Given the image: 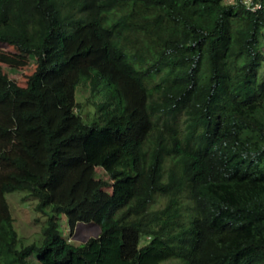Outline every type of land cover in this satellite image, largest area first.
<instances>
[{
  "label": "trees",
  "instance_id": "1",
  "mask_svg": "<svg viewBox=\"0 0 264 264\" xmlns=\"http://www.w3.org/2000/svg\"><path fill=\"white\" fill-rule=\"evenodd\" d=\"M263 34L241 0H0L32 64L0 63V264H264Z\"/></svg>",
  "mask_w": 264,
  "mask_h": 264
},
{
  "label": "rangeland",
  "instance_id": "2",
  "mask_svg": "<svg viewBox=\"0 0 264 264\" xmlns=\"http://www.w3.org/2000/svg\"><path fill=\"white\" fill-rule=\"evenodd\" d=\"M264 35V34H263ZM0 63L9 67H17L13 76L17 77L23 82V78L28 73L31 63L29 59L20 53L17 48L5 41H0ZM7 198L12 205V214L15 221V227L18 231L19 237L23 242H40L42 237V226L45 224L49 212H39L36 210L35 205L38 202V198L31 195L26 190H16L8 192ZM61 221L68 231L66 217L62 216ZM81 227V228H80ZM101 229L99 225L91 223H79L76 226L73 234L68 233V237L72 241L79 243L85 241L91 236L100 234ZM38 257V255H36Z\"/></svg>",
  "mask_w": 264,
  "mask_h": 264
},
{
  "label": "built area",
  "instance_id": "3",
  "mask_svg": "<svg viewBox=\"0 0 264 264\" xmlns=\"http://www.w3.org/2000/svg\"><path fill=\"white\" fill-rule=\"evenodd\" d=\"M228 3H235L239 0H226ZM247 8L257 10L264 7V0H241Z\"/></svg>",
  "mask_w": 264,
  "mask_h": 264
},
{
  "label": "clouds",
  "instance_id": "4",
  "mask_svg": "<svg viewBox=\"0 0 264 264\" xmlns=\"http://www.w3.org/2000/svg\"><path fill=\"white\" fill-rule=\"evenodd\" d=\"M264 8V7H263Z\"/></svg>",
  "mask_w": 264,
  "mask_h": 264
}]
</instances>
